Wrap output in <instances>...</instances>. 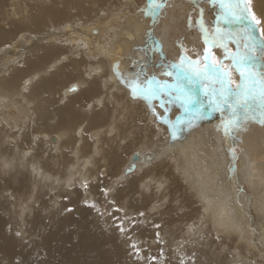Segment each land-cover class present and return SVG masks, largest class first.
Returning a JSON list of instances; mask_svg holds the SVG:
<instances>
[{"label":"bare ground","instance_id":"6f19581e","mask_svg":"<svg viewBox=\"0 0 264 264\" xmlns=\"http://www.w3.org/2000/svg\"><path fill=\"white\" fill-rule=\"evenodd\" d=\"M144 1L39 0L33 33L40 36L33 37L27 48L4 53L0 103L7 107L18 97L21 114L3 108L6 119L0 117V194L14 193L15 202L8 207H13L12 220L18 214L19 221L8 229L10 220L0 214V264H222L214 260L216 253H231L233 257L224 256L227 264H264V124L243 122L234 133L236 144L218 130L225 121L213 119L216 112L208 108L193 127H183L173 139L166 115L173 122L191 117L178 102L169 103L162 96L166 99L154 101V118L153 100L134 99L128 85L149 57L145 44L152 19L144 18L137 8ZM167 6V18L156 34L166 56L178 63L176 56L182 52L174 43L184 40L185 53L193 60L211 47L218 60L231 65L223 48L205 43L206 39L211 42V35L205 37L200 31L198 6L190 0H172ZM202 6L211 33L217 9L207 2ZM116 7L123 9L109 16L112 13L106 11ZM252 8L264 21V0H253ZM259 27L264 29V22ZM228 47L235 51V44ZM6 58L12 60L8 66L3 62ZM232 79L240 82L235 70ZM256 86L259 89L260 84ZM161 101L169 103L170 115ZM14 116L25 125L14 126ZM122 140L129 144L122 146ZM235 144L242 152L238 174L230 152ZM133 148L128 158L121 154ZM132 155L138 160L133 161ZM133 165L135 170L128 171ZM108 166L123 177L143 171L140 180L131 178V185L113 200L123 203L121 214L112 218L113 226L120 220L119 229L129 224L126 231L131 237L124 242L113 233L118 227L107 232L101 222L90 219L80 198L64 197L59 210L52 213L61 197L54 191L72 195L77 190L75 195L88 193L89 199L104 186L101 171ZM239 173L249 193L241 190ZM169 182L174 185L172 192L192 195L182 197L183 207L175 203L176 212L161 213V203L167 199L158 196L162 191L166 194L167 187L170 190ZM75 184L82 187L71 192ZM139 188L149 196L143 197ZM240 194L247 202L254 199L259 222L252 210L245 211ZM156 206L159 214L147 218L145 211ZM127 214L133 218L126 221ZM139 216L148 222H134ZM26 233L32 238L30 243L24 242L25 235L20 236ZM215 237L219 241L214 242ZM131 242L139 251L153 246V255L138 258L135 252L130 257L127 246Z\"/></svg>","mask_w":264,"mask_h":264},{"label":"snow or ice","instance_id":"6c2138e0","mask_svg":"<svg viewBox=\"0 0 264 264\" xmlns=\"http://www.w3.org/2000/svg\"><path fill=\"white\" fill-rule=\"evenodd\" d=\"M190 2L200 8L198 21L200 31L205 37L211 35L212 47L223 48L224 58L231 60V65L218 60L209 47L205 49L203 56L196 60L182 55L178 63H159V67L164 69L162 75L170 77L171 80L161 81L155 75L148 76L146 69L149 65L146 62L136 73V79L129 81L128 85L134 99L142 98L151 102L167 96L169 103L178 102L184 112L191 117L187 121L182 117L175 122L167 121L173 139L183 127H193L194 120L202 118L210 107L212 111L228 113L225 123L219 126L218 130L222 129L226 137L235 140L234 133L242 128L243 122L258 120L264 124V29L259 27L264 21L253 11V0H190ZM206 2L217 9L216 20L212 25L214 30L211 33L203 19L205 9L202 5ZM163 7V3L150 0L147 14L152 17L154 26L159 22ZM189 23L191 24V19ZM153 38L154 33L150 31L149 51L154 52L155 49L151 48ZM205 43L208 44L209 41L206 39ZM229 44H235V51L228 47ZM159 51L163 57L162 45ZM233 70L239 74V83L232 79ZM257 79L260 83L259 89L256 86ZM202 95L207 98L206 101L201 98ZM161 103L163 104V101ZM153 113L155 114L154 107ZM230 152L235 160V150L230 149ZM120 231L125 232L126 229L121 227ZM132 247L136 249L135 243Z\"/></svg>","mask_w":264,"mask_h":264},{"label":"rangeland","instance_id":"374dc122","mask_svg":"<svg viewBox=\"0 0 264 264\" xmlns=\"http://www.w3.org/2000/svg\"><path fill=\"white\" fill-rule=\"evenodd\" d=\"M23 1H24V3H23ZM31 1H32V4H31ZM39 1V0H38ZM37 0H0V37H2V36H4V38H3V41H0V61H2V58H3V56H4V53H6V52H8V53H12V51L14 52V48H15V50L16 49H21L22 47H24V48H27L29 45H31V40H33V37L35 38V36L36 37H38V36H40V35H36V33H33L34 32V29L36 30V28H37V26H36V24H34V19H35V16H36V14H37V8H36V3L38 2ZM172 0H156V3H163L164 4V7H163V10L160 12V17H159V22L157 23V24H155V26L153 25V20H152V22L150 23L149 22V25H148V29H147V31H148V34H149V32L151 31V32H153L154 33V38H153V40H152V42H151V48L152 49H155V51L153 52V51H149V40H148V34H147V40L148 41H146V44H145V50L147 51V53L149 54V57L147 58V61L146 62H148V67H147V69H146V71H147V74H148V76H153V75H155L156 77H157V79H159V80H161V81H165V80H171V78L170 77H166V76H164V75H162V72L164 71V69L162 68V67H159V63H167V64H171V63H174V60L172 59V58H170V57H168V56H166L164 53H163V57H162V55H161V53H160V51H159V45H158V36L156 35L157 34V30H158V28L159 27H161V25L163 24V22L166 20V18H167V10H168V3H170ZM35 4H34V3ZM16 3H18V4H16ZM27 4V5H26ZM142 4V5H141ZM137 3V8L140 10V11H142L145 15V17L144 18H150V20L152 19V17L151 16H149L148 14H147V10L149 9V7H150V0L148 1V0H146V1H144L143 3ZM19 5V6H18ZM87 5V4H86ZM17 6V7H16ZM25 8V9H24ZM21 9V10H20ZM123 8H118V7H116V10L115 9H109V10H107L106 12H108V11H110L112 14H108L109 16H111V15H113V14H115V15H113V16H116L117 15V13H120V11L122 10ZM24 10V11H23ZM27 10V11H26ZM111 10H113V12L111 11ZM17 11V12H16ZM26 11V12H25ZM20 13L22 14V16L20 15ZM18 15L19 16V18H18V16L16 17V15ZM28 14V15H27ZM166 16V17H165ZM14 17V18H13ZM28 17V18H27ZM21 18V19H20ZM12 19V20H11ZM16 19H19V20H16ZM27 19V20H26ZM29 19V20H28ZM23 21V22H22ZM26 21H27V23H26ZM16 24V25H15ZM19 25H22L23 27H22V29H20L19 31L17 30V28L19 27ZM33 27H34V29H33ZM50 28H52V27H50ZM16 30V31H15ZM19 33H21V34H19ZM5 35H6V39L7 40H5ZM26 37V38H25ZM16 38V39H15ZM27 39V40H26ZM19 42H20V44H19ZM22 42V43H21ZM25 42V43H24ZM183 42H184V40H177L176 41V43H174L175 45H177V47H179V50H180V52H182V55H187L186 53H185V48H184V45H183ZM16 43V44H15ZM29 43V44H28ZM18 44H19V46H18ZM26 44V45H25ZM208 44H210V45H212L211 44V42H209ZM13 45V46H12ZM15 46V47H14ZM18 47V48H17ZM12 50L11 52H9V50ZM163 50V49H162ZM29 51V48H28V50H25V52H28ZM164 52V51H163ZM197 53H198V55L200 56V53H201V51L199 52V50H197ZM10 56L12 55V54H9ZM16 56H17V54H15ZM160 55V56H159ZM187 56H189V55H187ZM161 57V58H160ZM190 57V56H189ZM166 58V59H165ZM176 58L178 59V62H179V60H180V56H176ZM11 58H6L3 62H6V64H7V66L9 65V61H12V60H10ZM191 59H192V57H191ZM193 60V59H192ZM153 61H155L156 63H153ZM1 69L3 68V67H0ZM140 71V70H139ZM27 81H29V80H25V82H27ZM24 82V83H25ZM257 83H259V79H257ZM260 84V83H259ZM75 85H77V83H75L74 84V86ZM203 96V95H202ZM159 99H162V100H165L166 99V97H160ZM159 99H155V100H153V102L152 103H154V101L157 103V102H159ZM14 100V101H13ZM207 100V98L205 99V101ZM18 101H19V99H18V97H17V100H16V98L15 99H12V101H11V103H10V106H7V107H4L3 106V103L1 104L0 103V117L1 118H3V119H6V113H5V111L3 110V108H5V110H7V111H10V112H12V110H13V112L12 113H16V112H19V116H20V114H21V112H20V110H19V106H18ZM4 102V101H3ZM7 104L6 105H8V102H6ZM15 106V108H14V106ZM153 105V107H154V109H155V111H156V104L154 103V104H152ZM169 106V103L167 104V103H165V104H162V106H164V109L166 110L167 109V113L166 114H168V115H170V112L168 111V106ZM167 106V107H166ZM15 109V110H14ZM209 109L210 110H212L210 107H209ZM4 112H3V111ZM2 112V113H1ZM23 113H24V111H22ZM214 112H216V114H213L212 115V118L213 119H215V117H219L220 119H222V120H226V118H227V116H228V113L227 112H224V113H221V112H219V111H213V113ZM219 112V113H218ZM151 113V112H150ZM217 113H218V115H217ZM154 114V113H153ZM156 112H155V115H153V117L155 118V116H156ZM18 115V114H17ZM24 115V117H25V114H23ZM223 115V116H222ZM227 115V116H226ZM16 119H15V124H14V126H16V127H18L19 128V125H25V122H24V120H22L21 118H19V117H17V116H14ZM224 117H225V119H224ZM157 119V118H156ZM17 120H18V122H17ZM165 120H167V121H169V120H171V117L169 116H167L166 115V119ZM231 138V137H230ZM236 141H235V143L237 144V142H238V138L237 139H235ZM233 141H234V139H233ZM127 144H129V140L128 141H124V140H122V142H121V145L122 146H126ZM236 144L234 145L235 146V148H234V146H233V148L232 149H234L235 150V153H236V158H235V167H236V170H237V174H238V170H239V166H240V156H242V152H241V147L240 146H236ZM239 148V149H238ZM134 150V148L133 149H131V150H127V151H124V152H122L121 154H123L124 155V157L126 156V158H128L129 157V155H130V153L132 152ZM130 151V152H129ZM132 156H134V155H132ZM151 158L149 155L147 156V158ZM132 158V157H131ZM126 160V159H125ZM124 160V161H125ZM102 164H104V163H102ZM239 165V166H238ZM102 166H104V165H102ZM109 169V170H108ZM111 170V171H110ZM103 172H107L106 174L105 173H103ZM111 172V173H110ZM114 169H113V167L112 166H108V167H105L102 171H101V178L103 179V180H106V181H104L105 183H104V186L102 187V188H100V190L98 191V193L97 192H95V194H94V196H92L91 195V197H89V199H88V196L86 195V194H88V193H85L84 195L83 194H77V195H75L78 191L77 190H75L76 188H81V187H79L78 185H73L72 187H71V192L73 191V190H75V192H74V194H72V195H70L69 194V192H62V194H61V192L59 193V191H54L56 194H60V196L61 197H59L58 199H57V201H58V206L56 207V209L55 210H52V213H55V211L57 212L58 210H59V208L61 207V205H62V202H64V200H65V198L66 197H68V195L69 196H72V197H75L76 199H79V204H80V206L81 207H83V209L84 210H87V213L89 214V218L90 219H92L94 222H96L97 224L99 223V222H101V224L103 225L102 226V229L103 228H105L106 229V231L107 232H113L114 230H116V229H114V228H116V227H118L117 228V230L116 231H114L113 233L116 235L117 234V236L120 238V241L121 242H124V241H127L128 240V237L130 238L131 236H130V231H125L124 233H122L121 231H120V229H119V226H121L122 224H121V220L119 221L120 223L119 224H117L115 227L113 226V223H114V220L112 219L113 217H117L118 216V214H121V212L123 211V203L121 204H117L119 201L117 200L116 202L115 201H113L114 200V198H117V195L119 194V191L120 190H123V189H125V188H127V187H129L130 185H131V178L133 179H136V181H138V180H140V178H141V176H142V174H143V171H139V172H136V175H132V174H130V175H126V177H123V173L122 174H120L121 175V177H120V175L118 176V175H116V174H114ZM157 172L159 173V170H157ZM112 174H113V176H112ZM105 175V176H104ZM109 175H111V176H109ZM116 175V176H115ZM241 174L239 173V176H240ZM131 176H134V177H131ZM136 176V177H135ZM106 177V178H105ZM105 178V179H104ZM107 178L109 179V180H107ZM117 178V179H116ZM124 178V179H123ZM157 178H159V176L157 175ZM240 178H241V190H243V188L245 189V190H247L248 191V193L250 192V190L247 188V186H246V183L244 182V178L242 177V175L240 176ZM122 181H121V180ZM126 179V180H125ZM115 180V181H114ZM98 181V180H97ZM96 181V182H97ZM161 181V180H160ZM107 183V184H106ZM89 185V184H88ZM87 185V186H88ZM147 185H148V187H152V183H147ZM125 186V187H124ZM168 185H167V183H166V186H165V188L167 187ZM173 187H174V185H172V184H170V182H169V189L170 190H168L167 188H166V194L164 193L165 191H162V194L161 193H159V196H158V198H160L161 196L160 195H163L162 197H163V199L165 198V199H167L166 200V202H160L162 205H163V208L161 207V209L162 210H160V211H162L161 213H164V210L166 211V213H168L170 210H173V211H175L176 212V208L178 207V205H181L180 207H183V206H185V204H186V202H181V200H183L184 201V198L186 197V198H190V196L192 195V193L190 192V193H188V192H186L185 194L183 193V192H181L180 194H177V193H175V192H172V189H173ZM85 188V187H84ZM85 189H87V188H85ZM84 189V190H85ZM142 190V188H139V193L144 197L145 195L146 196H149L148 194H146V191H141ZM165 190V189H164ZM240 190V191H241ZM170 191V193H168ZM240 191H238L239 193H240ZM48 192V190H46L42 195V198H44L45 197V195H46V193ZM58 192V193H57ZM89 192H91V191H89ZM121 192V191H120ZM171 192H172V194H171ZM13 192L12 191H7V192H1V194H0V211H2V212H0V214H2V216L4 217H2L3 219H5V220H10V222L12 223H10V228H8V229H11L12 228V226H13V224H15L17 221H19L18 220V214H15L16 215V218H13V220H16V221H13L12 220V213H13V207H11V209L9 210V207H8V205L10 204V202H15L14 200H13V198H14V193L12 194ZM67 193V194H66ZM169 194V195H168ZM83 195V196H82ZM181 195V196H180ZM185 196V197H184ZM65 197V198H64ZM96 199V201H94V199ZM96 197V198H95ZM177 197V198H176ZM182 197H184V198H182ZM87 200H86V199ZM169 198V199H168ZM240 198H241V201L242 202H244V205H245V211H247L248 213H249V211L250 210H252V212H253V214L255 215V218H256V221L257 222H259V220H261L260 219V217L257 215V213H256V211H255V209H254V199H251L249 202H247L245 199H244V197L240 194ZM62 201H61V200ZM85 199V200H84ZM60 200V201H59ZM92 200V201H91ZM179 201V202H178ZM24 202H28V199H24ZM81 202V203H80ZM96 202H99L98 204H96ZM173 202V203H172ZM6 203V204H5ZM111 203V204H110ZM167 203V205H165ZM175 203H178V205H176ZM185 203V204H184ZM248 203V204H247ZM4 204L5 205H7V207L5 208V212L3 211V206H4ZM40 204H41V202H39L38 203V206H40ZM102 207H101V206ZM158 208V206H156V207H151V208H149L150 210H146L145 211V213L147 212L148 214H145V216H148L147 218H149V217H152V216H155V215H158L159 214V212L160 211H157L156 209ZM172 208V209H171ZM41 209V208H40ZM8 211V213H6ZM116 211V212H115ZM149 211H150V213H149ZM153 211V212H152ZM120 212V213H119ZM152 214V215H151ZM6 216V217H5ZM128 216V217H127ZM127 216H126V221L127 220H129V219H132L133 218V214L131 215V214H127ZM130 217V218H129ZM8 218V219H7ZM145 218V219H144ZM250 218V222L253 224V219L251 218V217H249ZM137 219H138V221H137ZM140 219V220H139ZM142 219V220H141ZM144 219V220H143ZM140 222V224H144V222L145 223H147L148 222V220L146 219V217H142V218H140V216L138 217V218H136V219H134V222ZM143 221V222H142ZM133 222V224H135V227H137V223H134ZM111 224V225H110ZM107 225H109V226H107ZM129 227V224H126L125 225V229H126V227ZM138 226H139V223H138ZM108 229V230H107ZM134 230H135V228H134ZM27 234V233H26ZM22 234V235H20V236H23V235H25V241L24 242H28L29 241V243H30V241L32 240V238L30 237L29 238V235L27 234ZM124 234V235H123ZM128 234V235H127ZM18 235V238H19V234H17ZM15 236H16V234H15ZM217 238V239H216ZM28 239H31V240H28ZM217 241H219V239H218V237H215V240H214V242H217ZM132 242L127 246L128 247V249H129V251H128V253H129V256L131 257L135 252L136 253H139L138 254V258L139 257H145V256H149V255H153L152 254V248H153V246L151 247L150 246V249L151 250H147V251H143V249H141V251H139V252H137V250L136 249H134L133 247H132ZM218 253H216V254H214V260L215 261H221L222 262V264H224V261L226 262L225 264H227L228 263V261H229V259H227V258H225L226 256L225 255H227V257L228 258H230V257H233L232 255H231V253H224V255H222V254H218ZM216 255V256H215ZM229 255V256H228ZM225 256V257H224ZM165 258V257H164ZM221 259V260H220ZM157 264H161L160 262H158Z\"/></svg>","mask_w":264,"mask_h":264},{"label":"water","instance_id":"95a60500","mask_svg":"<svg viewBox=\"0 0 264 264\" xmlns=\"http://www.w3.org/2000/svg\"><path fill=\"white\" fill-rule=\"evenodd\" d=\"M205 98H206V97L202 96V99H204V100H205ZM137 157H138V156H137V155H135V156L133 157V161H137V160H138V158H139V157H138V158H137ZM147 160H149V159H147ZM133 168H134V170H135V166H134V165L132 166V168H131V169H133ZM134 170H131V172H132V171H134ZM128 171H130V169H128ZM131 172H128V173H131Z\"/></svg>","mask_w":264,"mask_h":264}]
</instances>
